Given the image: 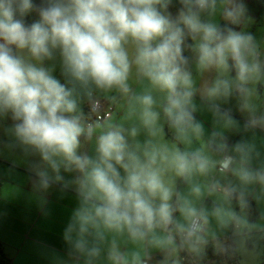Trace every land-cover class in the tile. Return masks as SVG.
<instances>
[{
	"label": "clouds",
	"instance_id": "1",
	"mask_svg": "<svg viewBox=\"0 0 264 264\" xmlns=\"http://www.w3.org/2000/svg\"><path fill=\"white\" fill-rule=\"evenodd\" d=\"M249 23L245 0H0V122H12L8 147L39 158L42 202L54 185L75 193L63 239L76 264H145L149 249L179 264L209 243L210 217L248 227L229 205L264 200L257 145L216 131L186 151L160 137L165 124L174 141L202 137L196 97L221 126L264 132V39ZM101 98L131 122L92 119ZM194 175L221 198L211 213L175 188ZM191 191L199 198L201 184Z\"/></svg>",
	"mask_w": 264,
	"mask_h": 264
},
{
	"label": "crops",
	"instance_id": "2",
	"mask_svg": "<svg viewBox=\"0 0 264 264\" xmlns=\"http://www.w3.org/2000/svg\"><path fill=\"white\" fill-rule=\"evenodd\" d=\"M250 4L255 9V17L257 16V25H253V29L264 33L262 27L264 25V0H252ZM250 23L253 24L251 18ZM54 75L59 77L58 69ZM134 87L137 88V91L141 90L140 86L134 85ZM114 105L115 110L111 118L105 123H130L131 120H125V105L123 103ZM232 114L237 122L243 123L240 115L233 112ZM194 116L203 127L202 137L199 139L190 137L188 140L174 141L172 130L165 124L160 139L169 144L177 143L183 150L195 151L206 146L212 133L219 131L228 138L230 145L241 138L252 140L257 145L261 152V158L255 161L253 166H257L261 160H264V132L256 131L253 133L247 132L241 127H223L215 122L213 115H211V121L210 117L199 114L197 110ZM11 123V120L7 118L0 122L1 149L9 143V137L4 129ZM87 150L88 146L86 145L85 151ZM38 160L37 156H26L18 148L10 147V152L6 153L0 150V181L2 183L0 190V243L3 245L4 252L11 264H76L69 255L68 244L63 239V230L73 208L76 206L75 193L54 185L47 193L46 198H43L46 202H42V197L35 193L32 188L34 177L31 169L38 163ZM65 175L66 178H70V174ZM212 176H217L215 170H213ZM191 182L201 184L203 191L199 198L190 190ZM207 182L205 177L197 175H194L188 183L177 178L175 188L182 198L187 199L189 197L191 199L189 202H195L198 207H202L211 213L212 210L208 206L215 208L221 202V198L217 193L204 189ZM250 207H253L258 216L252 220L247 209L245 210L249 222L252 223L249 227H244L245 232H255L258 235L261 233L264 236V200L252 201ZM239 211L237 208L238 213ZM176 215L179 218V213ZM210 225L211 231L208 239L211 240L209 242L217 246L219 244H216V241L223 237L220 234L228 228L216 225L211 217ZM238 232L243 231L239 228ZM128 248L129 251L136 250L132 245H129ZM160 258V251L149 249L147 256L144 257V262L158 264ZM177 258L181 264L180 253Z\"/></svg>",
	"mask_w": 264,
	"mask_h": 264
},
{
	"label": "rangeland",
	"instance_id": "3",
	"mask_svg": "<svg viewBox=\"0 0 264 264\" xmlns=\"http://www.w3.org/2000/svg\"><path fill=\"white\" fill-rule=\"evenodd\" d=\"M251 1L252 0H245V4H246L247 10H248V17H249V19L251 18V20H253V24L252 23L248 24V31H250L257 39H263L264 33L263 32L260 33L259 30L255 31L253 29V25H257V22H256L257 16L255 17V9H253V6H251V4H250ZM178 7H179L178 5H174L173 7L170 8V11H172L174 14L176 11V8H178ZM28 17H31L33 19L32 22H34L35 20H38V18H39V17L34 15V12L29 13L25 19H27ZM28 24H30V23H28ZM260 25H262V24H260ZM262 27L264 29V25H262ZM58 78H60V77H58ZM202 79H204V77H202V76L198 77V82ZM257 91H258V93H261L262 95H264V92H262L259 87H258ZM196 105H197L196 110L199 112V114L206 115V116L210 117V119L212 121V116H211L212 113L207 109V107L205 105H202L200 103L199 97H196ZM226 107L231 108L233 113L240 115L235 109L234 101H230L229 104L226 105ZM223 131H224V129H223ZM7 145H5L3 149L0 148V150L3 151V153H6L8 151L10 152V147H8ZM192 185H193V183L191 182L190 186H189L190 190L192 188ZM219 198H220V196H219ZM187 200L191 201V199L189 197H187ZM229 206L232 207L235 211H237V208H236L234 203L229 205ZM208 207L211 210L214 209L212 206H208ZM238 214H242L244 216L248 227L250 225H252V223L249 222V220L246 216L245 210L243 211V213H240V211H239ZM214 222L217 225V221L215 219H214ZM223 228H228V229L225 232H222L220 234L223 237L216 241V244H219L217 246H220V245H222V243L230 240V242H232L237 249V252L240 256L241 264H264V236H263V234L259 233V235H258V234H255V232L246 233L245 232L246 227L245 228L241 227V229L243 231L241 233H239L238 229L234 228L231 225H229L228 227H223ZM209 241H211V240H209ZM204 252H205V249H204ZM184 253L185 252H180V258L182 256V254H184ZM196 258L198 259V264H205V263L210 264L211 263V260L201 262L199 259V256Z\"/></svg>",
	"mask_w": 264,
	"mask_h": 264
},
{
	"label": "trees",
	"instance_id": "4",
	"mask_svg": "<svg viewBox=\"0 0 264 264\" xmlns=\"http://www.w3.org/2000/svg\"><path fill=\"white\" fill-rule=\"evenodd\" d=\"M34 15L38 17V14L34 12ZM33 19L28 17L25 19L26 23H31ZM2 183L0 181V190ZM247 212L250 216V219H255L258 214L254 211L253 207H249ZM201 262L211 260L210 264H241L240 256L237 252L236 247L230 240L222 243L220 246H215L213 244H208L205 247V252L203 251L199 255ZM0 264H11L10 259L6 256L4 252L3 245L0 243Z\"/></svg>",
	"mask_w": 264,
	"mask_h": 264
},
{
	"label": "built area",
	"instance_id": "5",
	"mask_svg": "<svg viewBox=\"0 0 264 264\" xmlns=\"http://www.w3.org/2000/svg\"><path fill=\"white\" fill-rule=\"evenodd\" d=\"M99 103H100L99 112L93 113L91 115V118L100 120L101 122L105 123L111 118L115 110V105L110 100H107L105 98H101ZM85 111L87 112V109H85ZM209 244H212V242H209ZM180 262L181 264H198V259L196 257L193 258L190 255L184 253L182 254L180 258ZM145 264H148V263L145 262Z\"/></svg>",
	"mask_w": 264,
	"mask_h": 264
}]
</instances>
